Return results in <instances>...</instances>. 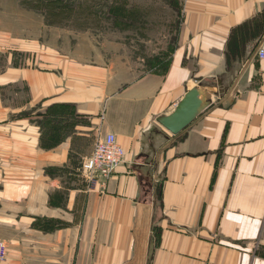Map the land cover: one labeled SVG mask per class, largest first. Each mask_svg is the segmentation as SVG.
Masks as SVG:
<instances>
[{
    "label": "crops",
    "instance_id": "0c3cea01",
    "mask_svg": "<svg viewBox=\"0 0 264 264\" xmlns=\"http://www.w3.org/2000/svg\"><path fill=\"white\" fill-rule=\"evenodd\" d=\"M181 3L165 74L48 22L53 4L20 7L0 39V264H264V31L228 48L264 0ZM200 84L212 103L173 134L158 117ZM64 104L52 144L37 120ZM108 133L125 161L91 188L79 168Z\"/></svg>",
    "mask_w": 264,
    "mask_h": 264
},
{
    "label": "rangeland",
    "instance_id": "374dc122",
    "mask_svg": "<svg viewBox=\"0 0 264 264\" xmlns=\"http://www.w3.org/2000/svg\"><path fill=\"white\" fill-rule=\"evenodd\" d=\"M83 1L88 10L93 4H101L102 12L95 15L78 9L59 16L52 11L46 20L80 34L94 35L111 53L119 54L120 60H126L137 71H158L164 67L182 18L181 0ZM41 3L42 0H0V39H6L7 32H22L20 7ZM117 3L126 10L117 16L111 12L109 16L108 5Z\"/></svg>",
    "mask_w": 264,
    "mask_h": 264
},
{
    "label": "trees",
    "instance_id": "16d2710c",
    "mask_svg": "<svg viewBox=\"0 0 264 264\" xmlns=\"http://www.w3.org/2000/svg\"><path fill=\"white\" fill-rule=\"evenodd\" d=\"M102 1V0H101ZM100 1V2H101ZM99 2V3H100ZM117 2V1H116ZM41 4H53L59 8H61V12L63 13H67V12H74L79 10H88L85 7V3L83 0H42ZM181 5V4H180ZM101 4H93L89 7L90 12L94 13L95 15H98V13H101ZM110 7V8H109ZM126 10L125 6H122L120 3H117L115 6L112 5H108V11L107 13H109V16L111 14V12H113L116 16L120 14V12H122V10ZM181 11H183V8L181 6ZM183 19V12H182V18L179 22L178 28H177V32L178 29L180 27V24L182 22ZM242 30V32H240V34L238 37L235 35L237 30ZM264 31V13L254 19L251 20L249 22H246L245 24H243L242 26H239L238 28H235L232 31L231 34V38L228 42V48L233 49V48H239L240 43H242L246 38H250V37H254L257 38L259 36H261L262 32ZM177 46V34L176 36L173 38V41L171 42L170 45V51H169V55L167 58V61L164 64V67L161 70L158 71H154L160 74H165L168 66H169V62H170V56L173 52V50L175 49V47ZM71 111H73V113L75 114V109L74 106L72 104H64V105H52L48 108L47 113L45 115H43L42 118H39L37 120L38 124L42 127V128H46L47 131L49 132V134L52 136V144L58 143L62 140H64L67 135L71 132V130L69 129L70 127V123L69 121H67L66 117L68 115V113H70ZM51 125L52 127H49L48 125ZM49 143V142H47ZM44 140H42V145L49 147V144H47ZM158 194H159V199H161V188L158 187Z\"/></svg>",
    "mask_w": 264,
    "mask_h": 264
},
{
    "label": "built area",
    "instance_id": "2783aa9c",
    "mask_svg": "<svg viewBox=\"0 0 264 264\" xmlns=\"http://www.w3.org/2000/svg\"><path fill=\"white\" fill-rule=\"evenodd\" d=\"M264 60V48L258 51ZM126 157V150L118 141L115 133L100 136L93 152L87 156L79 168L80 176L89 183L91 188L104 189L108 180L118 171ZM8 250L6 243L0 239V262L6 260Z\"/></svg>",
    "mask_w": 264,
    "mask_h": 264
},
{
    "label": "water",
    "instance_id": "95a60500",
    "mask_svg": "<svg viewBox=\"0 0 264 264\" xmlns=\"http://www.w3.org/2000/svg\"><path fill=\"white\" fill-rule=\"evenodd\" d=\"M211 103L212 98L207 89L200 84L188 90L174 111L168 115H160L158 121L173 134H178Z\"/></svg>",
    "mask_w": 264,
    "mask_h": 264
}]
</instances>
